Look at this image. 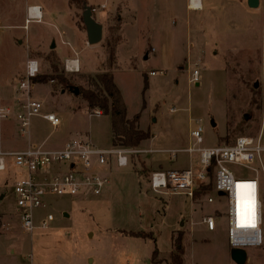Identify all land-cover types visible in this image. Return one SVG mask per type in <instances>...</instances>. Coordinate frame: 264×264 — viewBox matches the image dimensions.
<instances>
[{
  "label": "rangeland",
  "instance_id": "obj_1",
  "mask_svg": "<svg viewBox=\"0 0 264 264\" xmlns=\"http://www.w3.org/2000/svg\"><path fill=\"white\" fill-rule=\"evenodd\" d=\"M93 1L92 15L103 33L91 46L82 22L84 0H0V103L11 111L10 118H0V151L21 149L29 142L56 149L80 136L98 148L114 147L109 116L93 115L72 91L92 87L89 76L105 71L112 73L122 94L127 118L138 114L137 127L150 133L134 149L162 151L130 154L126 167L111 161L99 168L110 178L100 195L49 197L47 209L35 214L51 213L54 221L31 234L20 227L12 192L21 170L5 157V170L0 171V264H146L155 249L167 257L177 234L183 264H236L224 216L213 232L200 223L224 204L206 203L204 194L197 202L181 194L161 196L151 191L148 179L153 169L196 162L197 154L185 151L194 142L190 132L196 119L203 130L202 146L257 132L264 105L263 0L257 8L247 7L245 0H219L213 6L203 0L202 11H188L186 0ZM36 2L43 8L42 20L25 29L27 8ZM61 25L71 28L76 39L78 54L67 53L80 62L74 72L65 69L66 59L57 53ZM110 48L115 60L109 68ZM28 59L38 61V75L61 73L72 86L69 90L49 79L30 91L44 111L59 117L57 128L33 117L27 132L20 130L15 112L27 95L19 84ZM233 169L244 177L254 175L245 168ZM121 231H142L146 237ZM244 250V264H264V245ZM157 260L150 264H160Z\"/></svg>",
  "mask_w": 264,
  "mask_h": 264
},
{
  "label": "built area",
  "instance_id": "obj_2",
  "mask_svg": "<svg viewBox=\"0 0 264 264\" xmlns=\"http://www.w3.org/2000/svg\"><path fill=\"white\" fill-rule=\"evenodd\" d=\"M264 2V0H263ZM191 10L201 9V0H187ZM42 20L41 8L31 5L27 8L25 26ZM76 60H65V69ZM72 64V65H73ZM39 74V63L28 59L24 77L19 89L26 91V97L19 103L15 117L22 133L27 132L33 117H39L53 128L60 124L59 117L43 110V103L30 97L33 78ZM155 72H151L154 75ZM195 80L198 73L194 74ZM11 111L0 103V118H10ZM93 115L100 116V110ZM200 119L190 135L194 142L185 149L190 155L197 154L196 162L182 169L154 170L149 176L152 192L161 196L181 194L191 202L205 195L209 204H224L215 207L211 214L202 216L200 223L208 232H213L218 218L226 220L227 242L230 248L260 247L264 245V105L261 123L256 133L236 136L230 143L202 146ZM149 153L153 150H137L132 147L114 146L98 148L87 137H75L64 142L60 148L48 149L43 144L28 143L24 148L0 151V171L5 170V157H11L21 173L14 181L12 192L15 196V211L20 227L27 233L35 229H47L54 217L51 213L38 216L36 211L46 210L51 196L76 197L81 194L100 195L110 183V178L99 168L114 161L119 167H126L129 155ZM241 167L254 171L251 177L236 173L233 168ZM210 185L201 193L202 187ZM201 193L195 197L196 193ZM216 194V198L211 193ZM221 192L222 194H219ZM223 199V200H222Z\"/></svg>",
  "mask_w": 264,
  "mask_h": 264
},
{
  "label": "trees",
  "instance_id": "obj_3",
  "mask_svg": "<svg viewBox=\"0 0 264 264\" xmlns=\"http://www.w3.org/2000/svg\"><path fill=\"white\" fill-rule=\"evenodd\" d=\"M80 2L81 0H69ZM114 48L108 51L107 67H111L115 60ZM50 56L54 57L52 53ZM56 57V56H55ZM54 69V68H53ZM56 71V69H54ZM90 88L78 87L80 97L85 101L88 109H98L103 115H108L110 118L111 129V145L136 148L143 140L150 137L148 131L137 128L139 115L136 114L132 118H127V108L123 100L122 94L113 80V75L109 71L97 73L94 76H89ZM49 79H55L63 88H71L69 80L61 73H52L50 76L37 75L33 78V83L46 82ZM210 185L202 187L201 193L208 191ZM196 193L195 197L201 195ZM124 235L146 237L142 231H121ZM173 249L164 260L166 264H183L182 254L183 247L181 245V235H172ZM158 251L155 249L151 254V262L157 260ZM159 261V260H157Z\"/></svg>",
  "mask_w": 264,
  "mask_h": 264
},
{
  "label": "water",
  "instance_id": "obj_4",
  "mask_svg": "<svg viewBox=\"0 0 264 264\" xmlns=\"http://www.w3.org/2000/svg\"><path fill=\"white\" fill-rule=\"evenodd\" d=\"M247 5L250 8H257L259 6V0H247ZM82 7H83L82 22L85 27L87 43L89 45H95L99 43L102 39L103 26L101 23L95 20V18L92 15V8L89 5H87L84 2ZM54 45H55L54 42H52L51 48H54ZM147 53L148 52H146L145 57L148 55ZM70 89L71 88H69V90ZM72 91L74 94L79 93V89L77 87H74ZM211 124L212 126H215V122L213 120ZM219 194H222V193L219 192ZM2 197H3V194H0V199ZM64 216H67V214L64 213ZM230 255H231V259L236 264H244L246 262V252L242 248H231Z\"/></svg>",
  "mask_w": 264,
  "mask_h": 264
},
{
  "label": "crops",
  "instance_id": "obj_5",
  "mask_svg": "<svg viewBox=\"0 0 264 264\" xmlns=\"http://www.w3.org/2000/svg\"><path fill=\"white\" fill-rule=\"evenodd\" d=\"M218 1L219 0H206V5L207 6H213V5H215V4H217L218 3ZM222 1L223 0H220V2L219 3H222ZM228 0H224V2H227ZM84 2L87 4V5H89V6H91V5H93V4H96L95 3V1H93V0H90V2H89V0H84ZM83 2V3H84ZM230 2H233V1H230ZM225 4V3H224ZM233 4V3H232ZM245 4H246V6L247 7H249L248 5H247V0H245ZM30 5H38V6H40V8H41V15L43 16V13H42V10H43V8H42V6L39 4V3H33V4H30ZM83 6V5H82ZM185 7H186V9L188 10V11H202L203 9H204V5H203V0H201V9H199V10H191V9H188V7H187V0H186V3H185ZM250 8V7H249ZM37 23V22H36ZM60 32H61V47H60V49L57 51V53H60V56H63V58L64 59H69V60H76V62H74V64L75 65H77V70L79 69V67H80V62H79V60H78V58L76 57H74L73 55H71V56H69V54H67L68 53V51L70 52V50L72 51V52H74V53H76V54H78V52H77V44H76V39L74 38V36H73V32H72V30H71V28H66V26L65 25H61L60 26ZM86 41H87V38H86ZM88 44V43H87ZM89 45V44H88ZM55 46V45H54ZM69 48H67V47ZM92 46V45H91ZM80 50V49H79ZM60 51V52H59ZM148 53H149V51H147ZM147 53V54H148ZM68 71H70V72H74L75 70H68ZM101 116V115H100ZM138 128V127H137ZM66 142V141H65ZM64 144V143H63ZM147 150H153V152L154 151H162V149H154V148H150V149H147ZM184 168H186V167H184ZM167 169H173V168H167ZM166 169V170H167ZM174 169H182V168H174ZM154 170H163L162 168H157V169H153V171ZM67 214V213H66ZM68 216V215H67ZM1 222H2V218H1ZM202 225V224H201ZM167 257H165V256H162L161 255V257H160V255H159V253H158V255H157V259L158 260H160V264H166L165 263V259H166ZM246 261H247V259H246ZM145 262H146V264H150V262H151V257H150V259L149 258H146L145 259Z\"/></svg>",
  "mask_w": 264,
  "mask_h": 264
},
{
  "label": "bare ground",
  "instance_id": "obj_6",
  "mask_svg": "<svg viewBox=\"0 0 264 264\" xmlns=\"http://www.w3.org/2000/svg\"><path fill=\"white\" fill-rule=\"evenodd\" d=\"M69 61H70V60H69ZM72 64H73V63H72ZM72 64L69 65V67H72V66H73V69H71V70H75V71H77V65H75V64L72 65Z\"/></svg>",
  "mask_w": 264,
  "mask_h": 264
}]
</instances>
